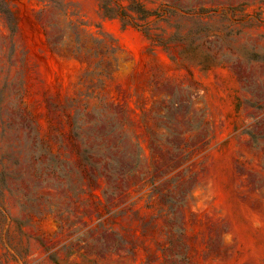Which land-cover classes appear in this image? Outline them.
I'll return each instance as SVG.
<instances>
[{
	"label": "rangeland",
	"instance_id": "1",
	"mask_svg": "<svg viewBox=\"0 0 264 264\" xmlns=\"http://www.w3.org/2000/svg\"><path fill=\"white\" fill-rule=\"evenodd\" d=\"M0 264H264V0H0Z\"/></svg>",
	"mask_w": 264,
	"mask_h": 264
}]
</instances>
